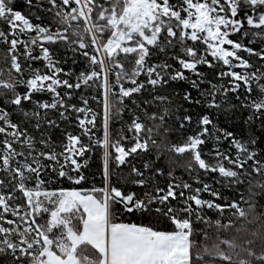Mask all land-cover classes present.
I'll return each instance as SVG.
<instances>
[{"label":"snow or ice","instance_id":"snow-or-ice-1","mask_svg":"<svg viewBox=\"0 0 264 264\" xmlns=\"http://www.w3.org/2000/svg\"><path fill=\"white\" fill-rule=\"evenodd\" d=\"M18 3L0 264H264V0Z\"/></svg>","mask_w":264,"mask_h":264},{"label":"trees","instance_id":"trees-1","mask_svg":"<svg viewBox=\"0 0 264 264\" xmlns=\"http://www.w3.org/2000/svg\"><path fill=\"white\" fill-rule=\"evenodd\" d=\"M17 6H18V8L20 10H22L23 12H25V14H28V10H27L26 6L24 5L23 0H19V3H18ZM33 21L36 22L34 17H33ZM195 94L196 93L193 92V95H195ZM100 170H101V157H100V154H99V151H98L97 152V155L91 161V167L89 169V180H90V182L88 184L83 185V186L84 187H90L91 186V174L92 173H95L96 174L95 183L97 185H99L100 182H101L100 181V175H99ZM208 182L209 183H212V181H211L210 178L208 179ZM65 186L66 187H72L71 184H66ZM214 186L217 187V188H219V185H214ZM220 190L224 193L225 196L230 195L226 189H220ZM201 196L204 199H215L214 197H211V195L209 193H207V192L201 193ZM217 202H222V201H217ZM208 214L214 216V213L211 210H209V213ZM214 218H215V216H214Z\"/></svg>","mask_w":264,"mask_h":264}]
</instances>
